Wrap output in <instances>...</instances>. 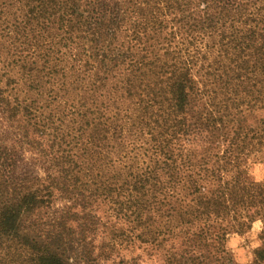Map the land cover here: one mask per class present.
Instances as JSON below:
<instances>
[{"label":"trees","instance_id":"obj_1","mask_svg":"<svg viewBox=\"0 0 264 264\" xmlns=\"http://www.w3.org/2000/svg\"><path fill=\"white\" fill-rule=\"evenodd\" d=\"M256 163L264 0H0V264H264Z\"/></svg>","mask_w":264,"mask_h":264},{"label":"rangeland","instance_id":"obj_2","mask_svg":"<svg viewBox=\"0 0 264 264\" xmlns=\"http://www.w3.org/2000/svg\"><path fill=\"white\" fill-rule=\"evenodd\" d=\"M248 177L256 182L264 180V164L256 163L250 167ZM245 220L247 222L248 231L243 235H234L229 241V245L233 248L237 260L240 264H250L254 259V249L262 244L260 232L262 230L261 208L259 199L256 198L244 211ZM139 244V242H138ZM128 251L125 247L121 248V254L125 255ZM141 253L147 261L145 264H160L156 262V258L148 259L143 249L138 250L135 254ZM110 264V263H107Z\"/></svg>","mask_w":264,"mask_h":264}]
</instances>
